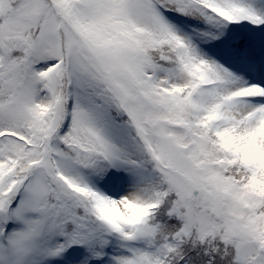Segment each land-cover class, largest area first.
I'll return each instance as SVG.
<instances>
[{
    "label": "snow or ice",
    "instance_id": "snow-or-ice-1",
    "mask_svg": "<svg viewBox=\"0 0 264 264\" xmlns=\"http://www.w3.org/2000/svg\"><path fill=\"white\" fill-rule=\"evenodd\" d=\"M0 264H264V0H0Z\"/></svg>",
    "mask_w": 264,
    "mask_h": 264
}]
</instances>
